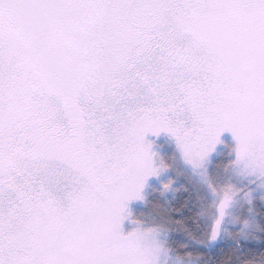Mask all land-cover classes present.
I'll return each instance as SVG.
<instances>
[{"label": "snow or ice", "instance_id": "6c2138e0", "mask_svg": "<svg viewBox=\"0 0 264 264\" xmlns=\"http://www.w3.org/2000/svg\"><path fill=\"white\" fill-rule=\"evenodd\" d=\"M0 264H264V0H0Z\"/></svg>", "mask_w": 264, "mask_h": 264}]
</instances>
